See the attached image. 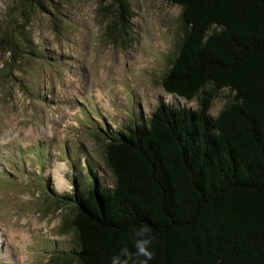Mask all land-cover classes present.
<instances>
[{
	"label": "trees",
	"instance_id": "trees-1",
	"mask_svg": "<svg viewBox=\"0 0 264 264\" xmlns=\"http://www.w3.org/2000/svg\"><path fill=\"white\" fill-rule=\"evenodd\" d=\"M100 1L117 6L126 31L128 1ZM165 1L182 8L186 29L163 87L186 101L200 98V108L161 102L127 128L100 129L113 186L87 159L88 177L73 169L71 194L52 189L50 199L71 213L64 228L76 234L65 264L71 255L80 264H140L134 241L144 227L154 253L148 264H264V0ZM29 13L17 23L34 50ZM3 33L0 49L16 60L14 28ZM223 89L233 100L212 116Z\"/></svg>",
	"mask_w": 264,
	"mask_h": 264
},
{
	"label": "rangeland",
	"instance_id": "rangeland-1",
	"mask_svg": "<svg viewBox=\"0 0 264 264\" xmlns=\"http://www.w3.org/2000/svg\"><path fill=\"white\" fill-rule=\"evenodd\" d=\"M127 1L125 31L112 2L0 0V34L14 28L22 48L16 60L0 49V264H65L76 234L64 228L71 213L50 199L52 189L71 194L73 169L84 173L87 159L113 186L101 128H127L138 112L151 116L161 102L200 108V98L186 101L163 87L185 36L182 8L165 0ZM25 11L34 50L18 28ZM233 97L228 89L217 92L210 114L217 116ZM60 165L64 189L56 185ZM80 176L85 190L88 180ZM68 260L80 264L72 255Z\"/></svg>",
	"mask_w": 264,
	"mask_h": 264
},
{
	"label": "clouds",
	"instance_id": "clouds-1",
	"mask_svg": "<svg viewBox=\"0 0 264 264\" xmlns=\"http://www.w3.org/2000/svg\"><path fill=\"white\" fill-rule=\"evenodd\" d=\"M136 239L134 241L135 256L142 257L140 264H148V261L152 260L154 253L151 251L150 246L152 245V238L149 235V229L147 227L141 228L135 233ZM124 255L131 258V253H128L127 250L124 251ZM113 264H121L118 258L113 259ZM124 264H127V261H124Z\"/></svg>",
	"mask_w": 264,
	"mask_h": 264
},
{
	"label": "bare ground",
	"instance_id": "bare-ground-1",
	"mask_svg": "<svg viewBox=\"0 0 264 264\" xmlns=\"http://www.w3.org/2000/svg\"><path fill=\"white\" fill-rule=\"evenodd\" d=\"M55 176H56V185L59 189H64L66 187V177L63 174V167L60 165L55 169Z\"/></svg>",
	"mask_w": 264,
	"mask_h": 264
}]
</instances>
